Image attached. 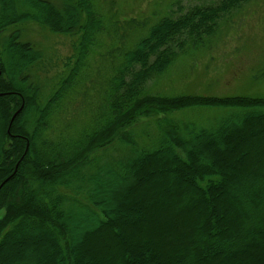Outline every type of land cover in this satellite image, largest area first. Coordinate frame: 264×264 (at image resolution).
Wrapping results in <instances>:
<instances>
[{
  "label": "trees",
  "instance_id": "trees-1",
  "mask_svg": "<svg viewBox=\"0 0 264 264\" xmlns=\"http://www.w3.org/2000/svg\"><path fill=\"white\" fill-rule=\"evenodd\" d=\"M249 1L152 23L108 16L101 0H0V264H264V99L147 90ZM28 25L73 38L51 88L33 78L42 54ZM93 54L112 58L104 83L100 69L89 78ZM84 82L98 103L87 100L91 121L72 133ZM196 106L235 111L216 129L165 121L154 147L111 160L138 117Z\"/></svg>",
  "mask_w": 264,
  "mask_h": 264
},
{
  "label": "rangeland",
  "instance_id": "rangeland-1",
  "mask_svg": "<svg viewBox=\"0 0 264 264\" xmlns=\"http://www.w3.org/2000/svg\"><path fill=\"white\" fill-rule=\"evenodd\" d=\"M217 1L219 0H101L99 5L108 16L114 11L119 17H149L153 23L170 11L179 14L195 5ZM24 30L25 38L42 54L40 64L31 71L33 78L40 79L43 87L51 88L55 75L63 69L62 61L73 53V38L52 33L38 25H28ZM137 36L138 33L129 36L130 42ZM111 59L103 61L97 54H93L90 59L93 70L89 72V78H94V74L100 69L97 84L99 80L104 83L102 80L110 75ZM92 87L89 82H84L77 88L82 89L81 92L85 88L88 95L82 94L75 105L78 110L70 124L72 133L81 131L91 121L88 107L91 104L87 100L98 103V92ZM96 89L101 90V85H97ZM147 90L151 95L161 98L248 96L264 99V0H250L239 10L226 16L215 35L198 45L189 46L165 74L148 85ZM234 111L223 107L196 106L185 107L167 116L161 114L150 118L138 117L134 126L123 130L129 135L131 143L127 145L115 141L109 147L111 160L129 157L134 153L135 146L138 149L154 147L164 135L163 129L168 126L164 124L165 121L178 124L181 132L189 127L197 130L216 129ZM112 206H117V203L112 202ZM4 214L5 211L2 210L0 218Z\"/></svg>",
  "mask_w": 264,
  "mask_h": 264
},
{
  "label": "water",
  "instance_id": "water-1",
  "mask_svg": "<svg viewBox=\"0 0 264 264\" xmlns=\"http://www.w3.org/2000/svg\"><path fill=\"white\" fill-rule=\"evenodd\" d=\"M16 115H17V113L13 116L12 121L14 120V118L16 117Z\"/></svg>",
  "mask_w": 264,
  "mask_h": 264
}]
</instances>
